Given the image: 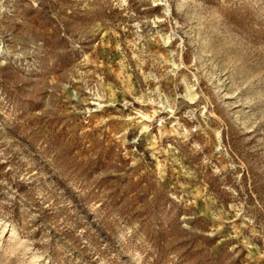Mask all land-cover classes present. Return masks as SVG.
Listing matches in <instances>:
<instances>
[{
    "label": "rangeland",
    "instance_id": "374dc122",
    "mask_svg": "<svg viewBox=\"0 0 264 264\" xmlns=\"http://www.w3.org/2000/svg\"><path fill=\"white\" fill-rule=\"evenodd\" d=\"M0 264H264V0H0Z\"/></svg>",
    "mask_w": 264,
    "mask_h": 264
},
{
    "label": "bare ground",
    "instance_id": "6f19581e",
    "mask_svg": "<svg viewBox=\"0 0 264 264\" xmlns=\"http://www.w3.org/2000/svg\"><path fill=\"white\" fill-rule=\"evenodd\" d=\"M191 99H194V97L191 96Z\"/></svg>",
    "mask_w": 264,
    "mask_h": 264
}]
</instances>
